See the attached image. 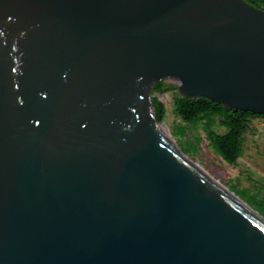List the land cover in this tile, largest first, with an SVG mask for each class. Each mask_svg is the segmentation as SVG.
Instances as JSON below:
<instances>
[{
    "label": "water",
    "instance_id": "water-1",
    "mask_svg": "<svg viewBox=\"0 0 264 264\" xmlns=\"http://www.w3.org/2000/svg\"><path fill=\"white\" fill-rule=\"evenodd\" d=\"M161 78L264 115V6L0 0V264H264V216L161 139Z\"/></svg>",
    "mask_w": 264,
    "mask_h": 264
},
{
    "label": "rangeland",
    "instance_id": "rangeland-1",
    "mask_svg": "<svg viewBox=\"0 0 264 264\" xmlns=\"http://www.w3.org/2000/svg\"><path fill=\"white\" fill-rule=\"evenodd\" d=\"M167 80L172 82L169 79ZM176 91L155 93L167 107L165 119L157 124L158 131L160 135L164 134L170 140L169 142L162 135L165 140L173 145L174 149H176L177 142L181 139V135L177 133V126L181 122V118L175 112L173 104ZM188 128L190 131L187 133L188 136L199 138L197 155L195 160L190 158L192 161L190 163L204 169L213 179H217L221 185L223 184L230 192L234 193L237 198L258 211L256 201L264 199V117H253L249 120L243 153L237 164L227 163L216 152L207 137L205 122L188 124ZM215 129L225 130L220 125H215ZM234 184L237 186H234Z\"/></svg>",
    "mask_w": 264,
    "mask_h": 264
},
{
    "label": "trees",
    "instance_id": "trees-1",
    "mask_svg": "<svg viewBox=\"0 0 264 264\" xmlns=\"http://www.w3.org/2000/svg\"><path fill=\"white\" fill-rule=\"evenodd\" d=\"M256 6H264V0H247ZM177 85L166 78L156 80L152 84L151 96L154 116L157 123L163 122L167 113L165 103L155 93L176 91ZM174 110L181 118L177 126V133L181 139L177 142L178 148L188 159L195 160L199 149V138L188 136V124L200 121L206 124L207 137L216 152L229 164H237L243 153L245 133L249 128V120L253 117H264L263 114L252 111L237 110L227 107L223 103L208 97L190 98L182 96L178 91L173 97ZM215 125L225 128L224 131L215 129ZM184 138V139H183ZM234 186H237L234 184ZM259 213L264 216V199L256 201Z\"/></svg>",
    "mask_w": 264,
    "mask_h": 264
},
{
    "label": "bare ground",
    "instance_id": "bare-ground-1",
    "mask_svg": "<svg viewBox=\"0 0 264 264\" xmlns=\"http://www.w3.org/2000/svg\"><path fill=\"white\" fill-rule=\"evenodd\" d=\"M159 133V131H158ZM160 135V133H159ZM161 139H163L165 141V144L172 150H175L173 148V145L171 143H169L167 140H165L162 135H160ZM191 164V163H190ZM191 168L193 170H195L197 173H199L201 176H203L204 178H206L209 182H211L213 185H215L217 188L224 190L222 185L215 179H213L204 169L200 168V167H196L193 164H191ZM230 197L233 198V200L237 203L238 206L242 207L243 209H245L246 211H248L249 213H251L252 215H254L255 217H258V213L251 210L244 202H242L241 200H239V198H235L234 196L230 195Z\"/></svg>",
    "mask_w": 264,
    "mask_h": 264
}]
</instances>
